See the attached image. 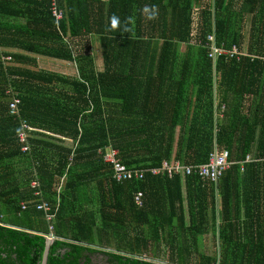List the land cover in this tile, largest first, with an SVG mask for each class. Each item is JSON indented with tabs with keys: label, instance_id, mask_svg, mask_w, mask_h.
I'll return each mask as SVG.
<instances>
[{
	"label": "trees",
	"instance_id": "trees-1",
	"mask_svg": "<svg viewBox=\"0 0 264 264\" xmlns=\"http://www.w3.org/2000/svg\"><path fill=\"white\" fill-rule=\"evenodd\" d=\"M57 3L58 21L49 0H0V264H43L49 235L46 264H159L163 252L166 264H264V0ZM210 35L245 56L214 62ZM89 36L101 70L78 51ZM25 54L79 74L44 71ZM22 120L34 129L27 153ZM107 148L143 179H112ZM215 150L231 163L217 182L149 171L198 167ZM248 155L257 161L241 165Z\"/></svg>",
	"mask_w": 264,
	"mask_h": 264
},
{
	"label": "built area",
	"instance_id": "built-area-1",
	"mask_svg": "<svg viewBox=\"0 0 264 264\" xmlns=\"http://www.w3.org/2000/svg\"><path fill=\"white\" fill-rule=\"evenodd\" d=\"M51 3V13L55 17V19L62 20L64 17V11L57 8V0H49ZM208 42L211 44V59L216 62V60L219 57H226V59H238L241 56H245L244 54H241L236 49H232L230 52H225L223 50H220L216 46L215 42V36L210 35L208 37ZM4 61L9 62L11 61V58L4 59ZM11 93V99L12 101L9 104V112L13 116H20V109L19 105L21 103V100L19 98V95L14 91H10ZM33 132L34 129L30 127V125L26 121L21 122V130L19 133V141L22 145V152L27 153L30 150V144L29 140L33 138ZM257 161L253 155H248L243 163H251ZM103 162L107 163L112 168V178L116 182H123V181H132V180H141L143 179L144 171L137 170V169H128L126 168L118 158V152L107 148L105 151V154L103 155ZM231 166V163L229 162V152L225 151L223 153H219L217 150L211 153L209 160L206 164L193 167V166H183L179 164L177 161H165L163 163V166L161 168L157 169H150L149 171L152 172L154 175H158L160 173H167L168 177H171L173 174L181 173L184 175H190L195 170L199 176L204 181H211V182H217L219 178L223 175V173L228 170ZM31 187L36 189V192L34 193V196L37 198H41V190H40V184L37 181V179H34L31 183ZM142 193L137 192L134 197V202L136 205L141 206L142 204ZM39 203V204H38ZM29 203H22V210L25 211L28 208ZM36 208L39 211L44 212L45 219L49 225V232H52L51 223L54 218V216L50 213L51 207L48 202L44 201L41 198V202H37ZM52 236V235H50Z\"/></svg>",
	"mask_w": 264,
	"mask_h": 264
},
{
	"label": "rangeland",
	"instance_id": "rangeland-1",
	"mask_svg": "<svg viewBox=\"0 0 264 264\" xmlns=\"http://www.w3.org/2000/svg\"><path fill=\"white\" fill-rule=\"evenodd\" d=\"M246 27H247L246 31H249V27H250L249 24H247ZM94 41H95L94 36L91 38V40L90 38H85V40H80L78 43V51L80 53H85L87 55L91 54V56L95 58V61L97 63V68L98 65H100L99 69L101 70L102 62L100 58V49H98V45H96ZM46 60L47 61H41V66L44 71H49V72L55 71V73L58 72V74H63L69 77H74L78 73V66H76L77 67L76 70L74 65L72 66L70 64H66L61 61H55L51 59H46ZM66 73L69 75H67ZM102 262H103L102 260L98 259L95 261V264H101Z\"/></svg>",
	"mask_w": 264,
	"mask_h": 264
},
{
	"label": "crops",
	"instance_id": "crops-1",
	"mask_svg": "<svg viewBox=\"0 0 264 264\" xmlns=\"http://www.w3.org/2000/svg\"><path fill=\"white\" fill-rule=\"evenodd\" d=\"M101 1H103V2H107L108 0H101ZM92 37H93V36H89V37H87V38H90V40H91ZM94 38H95L94 43H96V45H98V49H99V43H98V41H97V38H96V37H94ZM8 52H10V53H12V54H16V53H17V51L14 50V49H9ZM25 55H26V56H30V57L35 58L36 61H37V64H38L39 69H42V70H43V68H42V66H41V61H47L46 58L34 57V56H32V55H28V54H25ZM51 60H52V59H51ZM55 61H56V60H55ZM61 62H62V61H61ZM63 63L70 64V65H72V66L74 65L75 68H76V70H77V67H76L77 65H76V64H73V63H67V62H63ZM99 67H100V65H98V69H99ZM99 70H100V69H99ZM53 72H55V71H53ZM57 73H58V72H57ZM66 74H67V73H66ZM67 75H69V74H67ZM77 75H78V73H77ZM77 75H75L74 77H77ZM65 145L69 147V146L72 145V143H71V142H66ZM204 252H205V255H206V256L211 257V256L213 255V253H214V249H213V247L209 246V247H207V249H206ZM158 263H159V264H166L165 257H164V252H163V254L161 255V258H159Z\"/></svg>",
	"mask_w": 264,
	"mask_h": 264
},
{
	"label": "clouds",
	"instance_id": "clouds-1",
	"mask_svg": "<svg viewBox=\"0 0 264 264\" xmlns=\"http://www.w3.org/2000/svg\"><path fill=\"white\" fill-rule=\"evenodd\" d=\"M145 11H147V9H145ZM155 10L153 9V11H152V15L149 17L150 19H152V18H155ZM110 23H111V27L113 28V29H115L118 25H119V23H120V21H119V17H117V16H115V15H113L111 18H110ZM125 31H128L129 29L127 28V27H125V29H124ZM19 109H20V107H19ZM23 121V120H22ZM21 121V122H22ZM25 121V120H24ZM27 122V121H26ZM21 130V129H20ZM19 136V135H18ZM22 146V145H21ZM22 149L23 148H21V152H22ZM23 153V152H22ZM107 164V163H106ZM109 165V164H108ZM186 176V175H185ZM113 179V178H112ZM50 236V235H49ZM48 236V237H49ZM48 239V238H47Z\"/></svg>",
	"mask_w": 264,
	"mask_h": 264
},
{
	"label": "water",
	"instance_id": "water-1",
	"mask_svg": "<svg viewBox=\"0 0 264 264\" xmlns=\"http://www.w3.org/2000/svg\"><path fill=\"white\" fill-rule=\"evenodd\" d=\"M52 236H49L47 239V243H46V249L44 252V259H43V264H46V260H47V254H48V248L50 247L51 243H52Z\"/></svg>",
	"mask_w": 264,
	"mask_h": 264
}]
</instances>
